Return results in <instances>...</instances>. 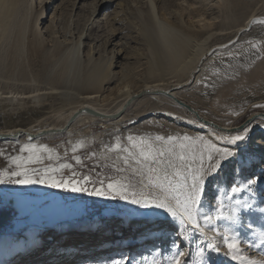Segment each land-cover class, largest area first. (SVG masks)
<instances>
[{
    "label": "rangeland",
    "instance_id": "1",
    "mask_svg": "<svg viewBox=\"0 0 264 264\" xmlns=\"http://www.w3.org/2000/svg\"><path fill=\"white\" fill-rule=\"evenodd\" d=\"M14 1L18 9L13 12L15 17L8 15L9 29L5 33L0 30V129L59 122L62 112L93 93V103L113 108L128 89L140 90L146 83L171 85L185 79L194 62L184 70L177 69L192 58L197 44L203 50L229 42L246 17L264 13V0H108L107 4H102L103 0ZM155 17L167 24V32L176 29L185 43L183 62L165 76L150 72L154 55L147 34L156 29ZM20 24L25 29L22 39L18 36ZM33 31L39 34V46L31 42ZM232 41L221 54L223 58L204 65L201 74L199 65L196 83L194 78L192 84L177 91L208 119L230 128L238 126L231 135L222 136L217 130L218 135L210 133L175 103L144 96L135 100L117 122L87 119L76 123L70 133L44 135L36 142L0 140V172L27 167L35 170V174L29 173L35 179L46 169L54 170L47 175L77 180L88 189L73 192L50 183L14 184L11 180L17 177L6 176L0 183V264H170L178 252L184 253L183 264L264 262L260 235L264 232V146L257 142L264 138V120L257 118V125L250 130L243 124L252 112L264 113V24L254 25ZM78 46L85 61L110 69L96 89L62 77L60 67L53 69L61 62V52L69 48L76 51ZM211 51L218 55L217 49ZM64 92L73 94L66 98ZM185 135L196 142L194 146L192 141L183 140ZM234 135L246 138L236 145L217 139ZM130 136L138 143L148 142L153 149L171 148L172 153L165 151L159 158L163 163L150 159L146 165H137L129 152L138 155L139 147H133ZM158 136L164 139L157 140ZM169 136L177 139L169 142ZM203 141L235 153L206 179L197 212L203 233L192 225H181L163 209L132 203L133 193L137 197H163V189L157 186L160 182H170L173 188L185 181L190 185V173L199 168L201 151L207 162ZM181 144L186 147L181 149ZM25 145L37 149L44 146L48 151H22ZM180 154L186 159L180 160ZM30 156L40 160L25 163ZM14 157L20 160L13 163ZM149 166L157 172L149 173ZM236 170L244 176L234 174ZM165 175L168 180H164ZM249 180L256 183L239 193L231 192L232 186L246 185ZM117 182L127 188L128 200L115 194H91L96 188L107 190L109 183ZM237 200L251 207L243 209L238 223H233L227 217ZM221 202L225 218L216 219ZM207 216L213 219L206 221ZM137 217L146 223L139 230L133 222ZM225 230L236 234L239 249L233 254L238 259L228 254ZM131 236L133 244L129 243ZM210 242L220 251L208 248Z\"/></svg>",
    "mask_w": 264,
    "mask_h": 264
},
{
    "label": "bare ground",
    "instance_id": "2",
    "mask_svg": "<svg viewBox=\"0 0 264 264\" xmlns=\"http://www.w3.org/2000/svg\"><path fill=\"white\" fill-rule=\"evenodd\" d=\"M14 2H15L14 0H0V30H2L4 33H5V31H7L9 29L8 23H7L8 15L13 13L15 10H18L15 8ZM105 3L107 4L108 0H103L102 4H105ZM14 14L15 13H13V16H14ZM13 16H11V17H13ZM257 16L264 17V13H261V14L252 13L248 17H246L243 24L238 26L234 36L230 39L229 42L226 41L222 44H216L210 48L203 49V50H200L201 44H197V49L193 53L192 58L189 60H186L182 64V66L179 69H177L179 71L184 70V69H186V67L188 66L189 63L194 62L195 66L193 67V69H191V71L189 72L188 76L185 79H181L178 81L176 80L171 85L170 84H164V83H153V84L146 83L140 90L128 89L124 92L122 99L118 103V105H116L113 108H104V107H100V106L96 105L95 103H93L92 99L96 97V95H95L96 93L95 94L93 93V94L86 97L87 98L86 101H83L80 104L70 108L66 112H62L59 115V122L51 123V124H45V125H41V126H37L36 124H34L36 126L31 125V126L8 127L5 129H0V135H6L9 137V138L3 139V140H7V139L8 140H12V139L13 140H20V139H22V140H26V141H31V142L35 141L36 142V141H40L39 138L44 136V135H48V134L54 135V133H59V134L70 133L72 131L73 126L76 123H78L79 121L84 122L87 119L100 120V122L103 121L106 123L117 122V121L122 120L124 118L123 113L130 107V105H132V103L135 102V100H138L144 96H151L152 98H156V99L157 98H163V99L168 100L172 103H175L177 106L181 107L186 112L190 113V115L199 124H201V126L203 128L208 130L210 133H212V131H215V133H217V135L219 134L218 132H221L222 136H226L228 134L231 135L234 132L239 130L238 126L230 128L231 125H222V124L216 123V122L208 119L199 110L194 108L188 102L182 100L177 95V91H179L180 89L192 84L194 82V78H195V83L198 81L200 75L196 73L197 72L196 70L198 69L199 65L201 66L200 67V74H201V70L203 68H205L204 65H206V67H207L209 62H212L214 59L223 58L221 55V54H223V51L224 52L227 51L228 45L234 43V41H232V40H234L236 37H239L243 32L249 31L253 27L252 26L251 28L248 29V27L250 26L251 19L256 18ZM13 22H15V21H13ZM155 22H156V27H155L156 29L155 30H153L154 28L150 29L148 34H147L148 41L152 45L151 47L153 49V55H154L152 58L151 71L150 72L152 74H155V75L165 76L168 73L174 72L176 70V67H174L175 65L177 66L178 64H181L183 62L184 56L186 53V50L184 47L185 43L183 41H181V39L178 37L179 34H177L175 32L176 29L171 28L170 30H172V32L169 33V32H167V24L163 20L156 18ZM17 28H18V34H19L18 36L20 39H22L25 35V29L23 28L22 24L17 26ZM38 35L39 34L36 33L35 31H33L31 34V42L37 46H39L41 44L40 40L38 39ZM183 35L186 38L189 36L187 34L186 35L183 34ZM213 49H217V51H219L218 55L213 54V52L211 51ZM60 54H61L59 56L60 59H58V60L61 62L56 64L55 66H57V67H55L53 69L60 67L58 70L61 72L60 75L62 77L66 78V76H67L68 79H69V77L72 80L77 79V82L79 81V83H82L85 87L95 88V89L100 87L102 85V83L104 82V80L107 78L108 73L110 72L109 68L101 69L100 63L98 65L94 61H92V62L85 61L83 59L82 55L80 54L79 46L76 48V51L71 52V50L69 48V49H67V51L65 49ZM84 64H85V66H84ZM171 70H173V71H171ZM83 73H84V77H83ZM171 86H174V87L169 88ZM159 91H169L170 96H167L164 94H159ZM95 92H97V90ZM69 93H68V95L71 94V93L70 94ZM72 94H71V96H72ZM68 95L66 96V98L68 97ZM177 100L184 102L185 104H187L192 109H188L185 106L180 105L177 102ZM87 109L96 111L99 114H101V116L93 115L90 112L86 111ZM76 113H77L76 117L71 121L72 116ZM116 114H117V116L112 117L113 115H116ZM263 116H264V113H259L257 111L252 112L251 116L246 121L247 123H245V124H247V126L249 125L247 129L250 130V129L255 128L254 126L257 125L255 120L257 118H262L264 120ZM66 124H68V126L65 129V131H60V130H62V128L65 127ZM12 135H16V136H12ZM11 137H13V138H11ZM257 142L259 143V145L264 146V138L260 137ZM241 172H242L241 170H236L234 172V174H237V175L240 174V175H242L241 177H243L244 175L241 174ZM237 175H235V176H237ZM136 219H133L134 228L136 227V229L139 230L142 228V226H144L146 224V223H143V222H145V219H143L142 217L141 218L137 217ZM170 220H171V218H170ZM151 222H155V220L152 219ZM189 225H191V224H189ZM189 225H187V226H189ZM133 239H134L133 236H131L129 238V240H130L129 243L133 244V242H134ZM31 247L32 246H29L25 250H27ZM240 264H242V262Z\"/></svg>",
    "mask_w": 264,
    "mask_h": 264
},
{
    "label": "snow or ice",
    "instance_id": "3",
    "mask_svg": "<svg viewBox=\"0 0 264 264\" xmlns=\"http://www.w3.org/2000/svg\"><path fill=\"white\" fill-rule=\"evenodd\" d=\"M245 135H234L230 138L228 137H218L217 139H228L229 142L233 145H236L238 142L245 140ZM129 141L132 142L133 147H139V153L138 155L133 154L132 152H129V157L135 161L137 165H146L147 162L151 159L154 163L159 164L163 163L164 161L160 160L159 158L165 156V151H167L169 154L172 153V149L169 148L167 150L164 149H153L152 145L149 144L146 141H139V143L130 136L128 137ZM157 140H163V137H156ZM168 141H173L177 139L176 137L169 136ZM183 140L186 141H192L191 137H188L185 135L183 137ZM193 146L195 145V141H192ZM203 144L206 146L207 149V156L205 162V153L204 151H201L199 153V168L195 172H191V184H187L185 181L182 184L176 185L175 188H173L169 182L168 185H165L163 182H160L157 186L161 189H163L165 195L163 197L161 196H145L140 195L139 197L136 196L135 193H133V199L132 203L140 205L145 208L155 207L165 210L173 219L179 220L181 225L187 226L191 224L194 226L197 230H199L201 233L204 232V229L201 227L199 220L197 218V212H198V205L201 202V197L204 193V187L206 183V179L214 175L221 167L223 162L228 160V158L233 157L235 155L234 152L229 150L228 148H222L218 147L216 144L211 143L210 141H203ZM116 148H119L120 145L117 144L115 146ZM181 149H184L186 145L181 144ZM23 150H28L30 152H36L39 150L48 151L46 147L40 146V149H37V146L35 145H25ZM125 151H128L127 149ZM13 163H17L20 158L14 157ZM51 159V156L49 157ZM180 160H185L186 156L184 154L179 155ZM40 160V157L37 156L35 159H33L31 156L28 158L25 163H36ZM124 163L127 165L129 163V158L126 157L124 159ZM61 168L64 167H70L69 165H61ZM189 170H191V165L188 166ZM48 171H54V170H47L45 171L44 175H39L37 178L33 179L32 176L29 175L30 172L35 174L34 169H28L27 167H22L19 171H8L4 170L0 172V183H4V178L6 176L11 177H17L14 180H11V183L14 184H33V183H50L52 187L56 188H69L73 192H87L88 189L83 186L82 183H80L77 180H57L54 177H49L47 175ZM149 173H156L157 169L154 167H148ZM73 176L76 174L73 173ZM23 177V178H19ZM85 181L88 179L87 177L83 178ZM169 178L167 175H165L164 180H168ZM255 180H249L248 184L242 185V186H232L231 192L233 193H239L244 188L248 187L251 184H255ZM179 189H185V191L181 192ZM127 188L117 183H109L107 185V190L103 188H96L91 194L96 196H105L109 194H115L119 195L122 199L128 200L129 197L127 195ZM169 197L171 199H169ZM183 197V199L181 198ZM174 200L175 204L173 205L171 201ZM223 202L220 203L219 208L217 209V216L216 219L225 218L224 212H223ZM251 205L247 204V202L239 201L237 200L235 202V206L232 208V214L227 217L230 221L233 223H238L239 221V213L245 209L250 208ZM213 217L207 216L205 217L206 221H211ZM175 230V229H174ZM261 241L264 242V232L261 234ZM223 240L226 244L230 255H232L233 259H238L237 255H234L233 253L238 251L239 249V242L236 238V234L232 232L231 230H225V233L223 234ZM208 248L213 249L214 251L219 252L220 248L217 246V244L210 242L207 245ZM203 254V249H201V256ZM184 256L183 252H178L175 257H173L170 260V264H183L181 257ZM155 264V262H153ZM242 264H264V262H258L256 260H247L243 261Z\"/></svg>",
    "mask_w": 264,
    "mask_h": 264
},
{
    "label": "water",
    "instance_id": "4",
    "mask_svg": "<svg viewBox=\"0 0 264 264\" xmlns=\"http://www.w3.org/2000/svg\"><path fill=\"white\" fill-rule=\"evenodd\" d=\"M260 23H261V24H264V17H259V16H257L256 18H252L251 21H250V26L248 27V29L251 28L252 26H254V25H256V24H260ZM169 93H170L169 91H159V94H164V95H167V96H170ZM177 102H178L180 105L185 106V107L188 108V109H192V108H190L187 104H185L184 102H182V101H180V100H177ZM86 111L90 112V113L93 114V115L101 116V114H99V113L96 112V111L88 110V109H87ZM77 113H78V112H77ZM77 113L74 114V115L72 116L71 121L76 117ZM115 116H117V114H116V115H113L112 117H115ZM245 123H246V121H245L243 124H245ZM243 124H242V125H243ZM67 126H68V124H66L65 127L62 128V130H60V131H65V129L67 128ZM12 136H16V135H12ZM6 138H9V137L6 136V135H0V140L6 139ZM11 138H13V137H11Z\"/></svg>",
    "mask_w": 264,
    "mask_h": 264
}]
</instances>
